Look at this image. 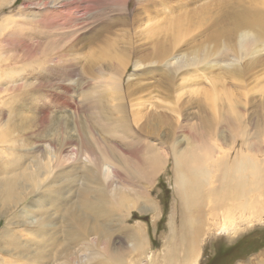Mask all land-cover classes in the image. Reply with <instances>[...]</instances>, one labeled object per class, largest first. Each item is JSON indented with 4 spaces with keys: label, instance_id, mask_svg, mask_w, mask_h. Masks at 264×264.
<instances>
[{
    "label": "rangeland",
    "instance_id": "obj_1",
    "mask_svg": "<svg viewBox=\"0 0 264 264\" xmlns=\"http://www.w3.org/2000/svg\"><path fill=\"white\" fill-rule=\"evenodd\" d=\"M232 3L235 7L247 5L244 0H0V162L5 161L3 157L11 149L10 155L21 164L25 163L23 168L29 165L32 170L43 169L41 171L46 173L43 185L55 177L65 179L46 188V191H56L63 187L58 203L68 199L69 189H72L70 194L73 195L85 188L87 183L83 176L88 169L94 168L99 182L105 183L108 192L121 188L127 193L132 191L130 194L136 191L145 193L157 211L138 213L132 210L123 224L132 228L139 224L143 228L146 255L141 262L144 263L150 256L161 259L165 240L171 234L170 220L175 217L173 227L179 222L170 145L156 138L164 144L161 150L168 153L164 167L149 182L141 179L129 181L125 175L135 167V160L130 157H138L140 153L138 145L130 147L133 142L129 134L119 128L116 130L114 120L126 112L129 116L130 105L138 108L136 105L141 103V119L136 127L131 126V133L137 136L135 138L149 143L154 139L149 135L161 134L165 138L169 136V141L173 138L176 141L185 140L187 134L181 128L198 123L188 113H197L196 109H189V101L194 98L195 89H199L201 92L197 94L198 98H202L201 107L209 112L211 118L215 114L217 121L221 122L231 121L237 116L238 120H232L235 127H240L236 131L239 135L249 134L251 125H258L264 117V62L248 67L250 70L244 67L247 61L236 63L242 73L241 77L233 80L225 72V65L229 63L228 55L224 54L227 50L222 52L224 55L215 70L220 77L216 86V113L203 99L202 93L209 90L210 84L201 70L198 71L202 75L197 79L193 68H183L176 75L175 90L170 95L162 84L165 63L176 55L188 58L190 40L199 33L193 28L187 30L175 50V43L171 45L172 22L180 17V20L187 21L193 16V10L194 14L196 10H201L200 6L215 8L213 21L223 17L228 10L226 7L230 8ZM221 22L219 27H224ZM162 49L168 50L164 60L157 55ZM195 79L200 80V83L197 82L199 85L194 83ZM115 81L124 106L120 115L113 108L117 105L112 99ZM98 105L100 108H97ZM176 107H179L183 117L172 111ZM217 131H223L222 140L218 139V143L224 151H233L232 156L234 151L246 153L242 138L234 139L225 125H219ZM78 136L86 138L90 147L80 146L76 140ZM261 149L257 159L262 161L264 168L263 144ZM70 172L72 175H69ZM6 174L9 172L0 171V176ZM35 195L28 197L22 205L32 203ZM47 201L50 203V200ZM22 205L19 211H23ZM12 214L18 215V211L13 209ZM9 216L10 213L6 214L0 207V247ZM238 220L233 224L238 227L236 235L221 231L222 221L219 224L210 219L205 221L196 264H264V217L259 222L253 220L249 226ZM24 228L13 226L22 243ZM113 229L110 248L117 249L120 244L123 248L128 247L127 233L123 229ZM91 244L81 251L78 249L82 246L78 245V254L73 255L72 264H82L86 256L95 254L93 258L97 260L106 255L103 244ZM129 250L124 252L125 257ZM128 259L127 264L136 263L133 253ZM94 262L92 260L89 264ZM0 264L36 263L10 258L9 254L0 250Z\"/></svg>",
    "mask_w": 264,
    "mask_h": 264
},
{
    "label": "bare ground",
    "instance_id": "obj_2",
    "mask_svg": "<svg viewBox=\"0 0 264 264\" xmlns=\"http://www.w3.org/2000/svg\"><path fill=\"white\" fill-rule=\"evenodd\" d=\"M244 2L247 4L244 5L245 7L240 5L235 7L232 3L230 8L226 7L228 9L226 12L223 10V17H218L213 21L212 18L216 15L213 14L215 8H211L212 6H200L201 10L195 9V14L193 10V16L189 17L190 19L187 21L180 20L181 17L171 21L172 26H170L173 28L171 45L175 43L173 44L175 50L186 36L187 30L194 29L199 33L190 40L188 58L176 55L175 58L173 57L165 63V75H163L165 78L162 84L166 86L164 88L169 95L175 90L176 75L183 68L191 67L194 69L193 74L197 73L194 75L195 78L198 79L203 73L207 75L205 77L208 78L209 82L207 81V83L210 86L209 90L202 93V96L204 101L208 102V106H211L209 109L215 112V103L218 100L216 86L220 82L219 74H216L215 70L219 66L218 62L221 56L228 55L229 61L227 60V62L229 63L225 65L227 66L225 72L233 80L241 77L242 73L239 67L235 66L236 63L247 61L244 67L249 69L264 62V58H262L264 0H244ZM178 10L180 12V9ZM220 21H223L221 24L224 27H219ZM225 50L227 51L222 54ZM157 55L161 60H164L168 55V50L162 49ZM198 70H201L202 74ZM197 79H195V84L200 83V80ZM185 81L187 80L185 79ZM114 85L112 99L114 103L117 102V105L112 107L115 108L116 114L120 115L124 111V106L119 97L121 95L116 87V81ZM198 91L199 89H195V94L193 93L195 96L193 95L194 98L189 101L191 106L189 109H196L197 113L193 114L195 113L193 111L188 113L189 117L196 119L198 123H191L188 125L189 127L181 128L187 134L185 140L178 139L176 141L172 137L173 139L169 141V136L165 138L161 134L149 135L150 138H154L149 143L135 138L137 136L131 133V126L136 127L141 119V103L136 105L138 108L135 105H130L129 116L126 112L123 114L124 116H119L120 118L114 120L116 130L119 128L129 134L133 142L130 147L138 145L140 153L138 157L134 155L130 157L135 160V167L130 171L131 173H126L125 177L128 180L141 179L149 182L164 167L168 156V153L162 151L164 144L159 139L170 145L169 156L173 160L174 195L177 201L176 216L177 219L179 218V222L177 226L173 227L175 217L170 220L171 234L165 240V250L161 259L150 256L147 261L141 262L146 255L143 228L139 224L133 228L123 224L125 218L131 215L132 210L138 213H155L157 211L155 204L149 200L145 193L136 191L134 194H130L129 192L132 191L129 190L127 193L121 188L108 192L105 183L99 182L97 170L94 168L93 170L88 169V173L83 176V180L87 183L85 188L77 190L73 195L70 194L72 189H69L68 199L66 201L61 199L63 201L58 203L63 187L58 189L56 187V191L55 189L46 191V188L49 189L65 179L55 177L50 183L43 185L45 183L43 176L46 174L41 171L43 169L32 170L29 165L23 168L25 163L21 164L18 159L17 163L15 156L10 155L11 149L6 150L8 153L3 157L5 161L0 162L1 173L9 172V174L0 176V207L5 210L6 214L10 213L2 234L3 244L0 250L9 254L10 258L25 259L36 264H72V260L75 259L73 255L78 254L76 251L78 245L82 246L78 249L81 251L94 243L95 246L103 244L106 255L102 259L98 257L97 260L93 258L95 254L91 257L86 256L82 259V264L84 262L89 264L92 260L95 261L93 264H127L131 253L135 256V264H150L152 260V264L158 262L160 264H196L199 240L201 236H204L205 221L210 219L217 224L222 221L220 230L231 235H236L238 232V227L233 225L238 218L245 226H249L253 220L261 221L264 217V168L262 161L257 159V153L262 152L261 147L262 144L264 145V117L262 115L263 118L258 125L251 123L253 127L249 134L239 135L236 130L240 127H235V122L232 121L238 120L237 116L231 121L221 122L217 121L215 114H212L213 118H211L209 112L201 107L202 98H198ZM97 108H100V105ZM169 111L171 112L170 109ZM172 111L183 117L179 107ZM219 125H225L234 139L242 138L246 153L239 149L240 151L238 153L234 151L232 156L233 148L232 152L222 149V145L218 143V139L221 141L223 135V131H217ZM76 140L80 146L90 147L86 138L80 139L78 136ZM93 157L95 156L93 155ZM61 173L64 175V172ZM89 184L95 187L89 186ZM74 188L76 189V187ZM33 194H36L35 200H32L30 204L22 205ZM47 200H50V203H47ZM21 205L23 211L18 209ZM13 209L18 211V215L12 214ZM228 224L230 226H227ZM13 226L16 228L25 227L23 230L25 233L24 243L19 240ZM113 227L119 230L123 229L127 233V238H124L128 241V247L123 248V245L120 244L117 249L110 248L109 241L114 230ZM128 248L131 250L126 253L125 257L124 252ZM79 263L81 264V262Z\"/></svg>",
    "mask_w": 264,
    "mask_h": 264
}]
</instances>
